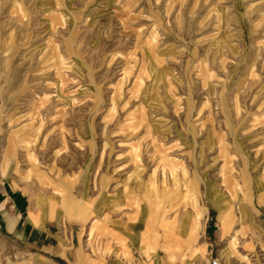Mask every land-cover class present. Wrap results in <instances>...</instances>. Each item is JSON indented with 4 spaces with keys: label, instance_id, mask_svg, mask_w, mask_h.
<instances>
[{
    "label": "rangeland",
    "instance_id": "1",
    "mask_svg": "<svg viewBox=\"0 0 264 264\" xmlns=\"http://www.w3.org/2000/svg\"><path fill=\"white\" fill-rule=\"evenodd\" d=\"M3 191L0 264H264V0H0Z\"/></svg>",
    "mask_w": 264,
    "mask_h": 264
},
{
    "label": "crops",
    "instance_id": "2",
    "mask_svg": "<svg viewBox=\"0 0 264 264\" xmlns=\"http://www.w3.org/2000/svg\"><path fill=\"white\" fill-rule=\"evenodd\" d=\"M3 199H0V214L3 218V225L4 229L8 234H11L15 238L22 239L23 241L28 243V239L31 238V235H34V231L32 227L27 222H23L20 220V215L15 214V199H11L12 204L8 201L7 192L3 191ZM6 197V198H5ZM5 198V199H4ZM11 206V209L9 208ZM198 228H199V221L194 220L192 223L189 221L183 222L179 230L186 232V235L188 236L189 245L193 247L192 245L197 241L198 239ZM226 225L221 226V232H226ZM165 253L168 257H172L174 254H176V250L173 248V246H168L165 250ZM152 264H167L164 261L160 260L158 257L154 258L152 261Z\"/></svg>",
    "mask_w": 264,
    "mask_h": 264
},
{
    "label": "built area",
    "instance_id": "3",
    "mask_svg": "<svg viewBox=\"0 0 264 264\" xmlns=\"http://www.w3.org/2000/svg\"><path fill=\"white\" fill-rule=\"evenodd\" d=\"M209 264H220V261L217 258H213L210 260Z\"/></svg>",
    "mask_w": 264,
    "mask_h": 264
}]
</instances>
